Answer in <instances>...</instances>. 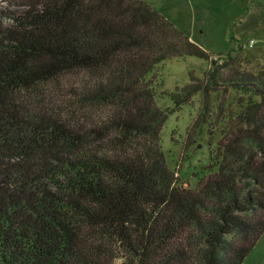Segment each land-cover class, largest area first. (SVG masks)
I'll use <instances>...</instances> for the list:
<instances>
[{"label": "trees", "instance_id": "trees-1", "mask_svg": "<svg viewBox=\"0 0 264 264\" xmlns=\"http://www.w3.org/2000/svg\"><path fill=\"white\" fill-rule=\"evenodd\" d=\"M22 2L0 18V264H245L264 235V64L213 56L143 0ZM182 57L203 78L159 92ZM72 76L66 112L34 94ZM198 96L216 143L190 188L162 131Z\"/></svg>", "mask_w": 264, "mask_h": 264}, {"label": "rangeland", "instance_id": "rangeland-1", "mask_svg": "<svg viewBox=\"0 0 264 264\" xmlns=\"http://www.w3.org/2000/svg\"><path fill=\"white\" fill-rule=\"evenodd\" d=\"M187 35L192 42L220 58L232 50L243 54L247 69L260 68L264 64V0H143ZM22 0H0V18L20 9ZM231 33L236 41L231 40ZM242 47V53L239 52ZM224 56H221L223 58ZM207 61L196 57L167 60L156 68L154 77L159 92H173L191 80V74L203 78L208 70ZM72 76L62 80L57 87L43 86L35 95L51 100L62 112L76 103L75 92L82 89V82ZM161 85V86H160ZM53 87V89L51 88ZM32 96V95H31ZM27 99L33 105V96ZM159 106L169 105L162 97ZM201 97L171 115L162 131V146L169 167L179 181L195 188L201 169L207 165L209 151L216 139L210 135L211 127L195 129V121L201 111ZM245 264H264V235L258 241Z\"/></svg>", "mask_w": 264, "mask_h": 264}]
</instances>
